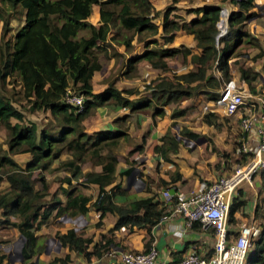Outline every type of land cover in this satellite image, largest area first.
<instances>
[{
	"label": "trees",
	"instance_id": "trees-1",
	"mask_svg": "<svg viewBox=\"0 0 264 264\" xmlns=\"http://www.w3.org/2000/svg\"><path fill=\"white\" fill-rule=\"evenodd\" d=\"M236 4V9L227 12L225 29L218 34L215 22L218 20L219 5L187 8L185 11L194 13L188 20L177 14L169 16L176 9L174 5H169L160 11V22L157 24L154 16L159 12L153 9L150 0H0V127L5 130L6 144V148H0V181L4 180L8 185L6 191L0 192V226L15 227L23 239L19 250L21 264H33L31 257L41 251L42 245L34 230L46 223L54 209L58 214L65 212L70 216L83 214L88 209V196L76 192L70 182V176L79 171V165L85 160L100 168L98 171H85L81 182L93 183L98 187L97 196L89 203L98 213L95 226L100 224L105 211L114 213L116 217L107 230L109 235L101 234L97 242H92L90 236H83L81 231L73 228L56 231L54 237L61 247L79 253L88 260L91 254L98 255V250L112 240L110 233L115 229L133 225L150 226L159 220L163 208H157L158 201L151 196L121 205L115 203V196L124 193V190L115 183L105 188L115 178L116 157L110 146L117 138L126 137V132L122 129H99L87 133L83 130L82 120L92 114L96 106L109 102L126 106L130 112L151 106L153 113L161 116L164 113L163 105L172 100L197 94L215 98L220 80L230 77L228 62L236 54L235 47L243 40L249 42L250 38L253 39L242 30L243 21L253 14L251 11L247 13L253 5L252 0ZM93 5L97 6L96 23L88 20ZM15 6L23 9V22L13 34H8V15ZM112 26H118L123 31L119 33L120 38H116L118 33L107 37ZM158 28L159 37L164 43L171 41L174 31L182 29L192 35L195 47L200 49L199 53L190 54V61L195 65L193 70L180 75L183 81L157 76L142 86L149 96L136 99H129L124 93H133L137 89H117L111 81L102 90L91 91V76L99 68L97 56L111 45L109 41L123 44L127 51L133 48V37L142 41L143 51L126 58L123 75L134 72L137 61L141 59L163 72L169 71L164 58L176 53L185 55L186 50L181 45L159 46L155 38ZM209 63L219 72L218 76L212 71L206 72ZM237 70L239 77L251 89L250 83L259 72L241 66ZM16 81L21 99H26L33 108L47 110L50 124L38 127L33 122L19 123L22 113L12 103L20 99L15 92L17 90L11 87L9 96L5 91L6 82ZM67 89L83 96L80 110H75L73 105L63 100ZM152 101L159 105L152 104ZM181 113L183 109L174 112ZM127 115L115 120L123 121ZM210 115L209 112L205 113L202 120L207 122ZM10 118L18 122L11 123ZM168 133L166 130L162 139ZM178 133L189 139L199 135L184 126L179 128ZM104 146L109 148L102 152ZM135 147L140 150L142 145ZM171 147L175 150L174 144ZM153 149L160 152L162 146L154 145ZM23 151L28 152L30 158L24 166H20L11 155ZM61 153L69 155L57 164L59 169L69 173V176L61 178L67 184V188L60 187L65 199L63 205L54 193L50 199L43 197V171ZM33 170H37V178L43 184L40 191L34 188L31 177ZM129 170H119V174H126ZM258 175L260 187L264 189V166L260 167ZM176 176L179 178L180 175L177 173ZM242 195L238 189L232 196L227 211L228 223L234 222L233 214L245 203ZM257 207L255 203L253 218L256 217ZM145 244L147 247L148 241ZM3 257L0 254V260ZM68 260V254L54 255L47 264H68ZM244 264H264V220L251 242Z\"/></svg>",
	"mask_w": 264,
	"mask_h": 264
},
{
	"label": "crops",
	"instance_id": "crops-1",
	"mask_svg": "<svg viewBox=\"0 0 264 264\" xmlns=\"http://www.w3.org/2000/svg\"><path fill=\"white\" fill-rule=\"evenodd\" d=\"M252 3L253 5L249 9L252 10L258 7L261 10L257 11L255 16L245 19L242 28H248L251 36L256 38L264 48V0H252ZM207 4L216 5L214 2H207L201 5ZM96 7L94 8L97 18L98 13ZM220 7H224L228 11L237 8L235 5L227 6V4H222ZM94 8L92 6L91 14L94 12ZM192 15L194 16V13ZM159 22L157 24H159ZM113 29L114 28L109 29L107 37L116 32ZM159 32L160 28H158V32L155 34L158 44L161 42L163 46L179 47L180 44L183 43L184 50H186V54L184 55L185 58L188 59L191 67L195 65L189 61V55L191 53H199L200 49L195 47L191 34L183 32L182 29H178L174 31L171 41L163 43V40L159 38ZM122 45L123 44H121V46ZM121 46H119L118 49H120ZM188 47L191 49L190 51L187 49ZM105 48L107 49L108 47ZM143 49L144 47L142 44L135 45L132 51L127 54V57L128 55L139 54ZM254 53L256 52H250L248 56H251ZM262 58L264 60V57ZM234 59L235 58L232 56L229 58V61ZM97 61L99 63V68L93 72L90 82L91 89L96 92L100 91V88L96 87L95 79H98L106 73L111 60H105L101 55H98ZM248 61V59L245 61L246 66L253 70L259 69L258 67L261 61H255L252 62V64H249ZM146 63L147 64L145 65L149 66L148 70L153 72V76L161 74L159 68L152 67L147 61ZM167 63L170 65L172 64L169 59L167 60ZM143 71L148 73L146 68H144ZM263 81L264 78H260L259 82L255 84L253 79L250 83L251 89H249L247 83L242 79L237 83L244 84L245 88L251 93L261 94L264 89ZM210 99L211 98H207L205 95H197L193 99L186 98L180 103L175 102L170 106L165 105L163 108L164 114L161 116H153V118L151 117L153 114L152 110L151 112L149 110L146 112L143 110L130 112L123 120L125 128L122 129L126 132L128 139L125 140V137L121 136L110 146V150L116 157L114 171L115 178L114 181L111 184L106 185L105 188H109L115 183L119 186V189L124 190V193L116 194V204L124 205L130 201L148 196H151L153 200H157L158 203L156 207L163 208V213L155 224L150 226H122L115 229L110 233L112 240L98 250V255L91 254L89 259L85 260L81 254L68 250L66 247L60 246L57 248V246L54 245L55 241L49 240L50 237H54L56 231L63 232L68 228H73L81 231L83 236H90L92 242H97L101 234H105L106 236L109 235L107 230L113 225L116 215L109 211H105L100 220V224L95 226V223L98 220V213L93 210L92 207H88L83 214L78 213L73 216H70L65 212L58 214L56 213V209H54L49 215L47 223L40 225L38 229L34 230V233L39 236V244L42 245V249L31 257L33 264H47L52 256L63 254H68V264H120L117 255L121 250L145 249V243L147 241L148 244L153 243L158 251L159 258L165 262L178 258L182 253L187 252L190 249L208 252L210 246V234L200 228L197 223L186 226L183 222V218L177 214H169L161 203L160 191L164 188L170 190H182L184 192L193 191L199 186V183H207L219 173L230 170L229 166L231 163L235 162L237 157L242 154L239 151V147L236 145L239 143L241 136V132L238 128L239 116L244 113H257L258 104L256 102L253 103L254 105L244 104L240 106L236 112L230 115L224 114L220 108L212 110L208 108L205 112H201L199 106L202 104L204 106L205 104L210 103ZM124 107L125 106L116 107L111 111V109H108L105 105L96 106L94 112L91 115L84 117L82 120L85 130L93 132L99 129H121L116 124L115 118L122 117L127 113V110ZM181 108H184L182 114H173V112H176ZM208 112L211 113V115L208 116V121L205 122L202 120V116ZM181 125L198 133L199 135L195 139L201 141L196 143L195 139H189L180 135L178 130ZM166 130L169 131L168 136H166L165 139H162L161 136ZM254 133L255 130L251 129L247 135V139L251 145L256 143ZM141 138H143V140H141ZM185 138L189 141L185 142ZM138 144L142 145L139 152L135 147ZM172 144H174L175 150L172 149ZM154 145H161V151H155L153 149ZM131 150L135 151L127 156V152ZM125 156L128 157V162L124 161ZM11 158L18 165L24 166L30 157L28 152L23 151V153H14L11 155ZM133 161H135V163H132ZM126 168L130 169L128 173L119 174V170ZM99 169L98 165H94L89 161L82 162L79 165V171L75 175L70 176V182L78 183L83 178V173L85 171H98ZM177 173L180 175L179 178L176 176ZM255 174L252 178V180L255 181V197L251 200L250 206H248L246 205V195H242L245 199V203L233 214L234 226L233 228H229V233H235L238 221H245L242 220L243 217L246 216L243 213H247L250 219L254 216V200L256 198L257 190L261 189L259 175L258 173ZM53 175L54 174L50 171H47L45 182L47 186L49 184V189L51 191H56L59 186L58 182L51 183L48 181L51 180ZM252 180L249 184H251ZM0 182L4 184V186L0 187V192L6 191L8 188L7 182L4 180H1ZM36 183L38 186H41L39 182L36 181L35 184ZM83 186L79 187V190L82 194L88 196L86 205L89 206V203H91L97 196L98 187L93 183L87 185L84 184ZM57 195H60L61 205H63L65 201L64 195L60 192H57ZM262 205V207H264V202ZM10 234L19 236L15 227H5L0 229V238H5ZM46 239L48 240L45 241ZM88 249H90V246ZM4 259L5 256L0 260V264H4Z\"/></svg>",
	"mask_w": 264,
	"mask_h": 264
},
{
	"label": "built area",
	"instance_id": "built-area-1",
	"mask_svg": "<svg viewBox=\"0 0 264 264\" xmlns=\"http://www.w3.org/2000/svg\"><path fill=\"white\" fill-rule=\"evenodd\" d=\"M235 3L244 0H232ZM226 8L220 7L215 22L219 32L226 26ZM264 83V81H263ZM252 99V101H251ZM63 100L80 110L83 102L81 94L66 90ZM258 104L257 113H244L239 116L238 128L241 132L239 151L244 154L243 161L227 174H220L207 183L189 192L164 188L160 191V200L169 214L183 218L186 226L193 223L210 234L209 251L190 249L178 258L165 262L159 258L158 251L150 243L142 250H121L117 259L120 264H244L251 242L259 232V225L251 218L238 221L235 233H229L227 211L236 188L243 182L250 183L257 170L264 166V89L261 94L249 92L244 84L232 78L221 81L217 95L204 110L220 108L224 114L236 112L244 104ZM255 130L256 143L251 145L248 132Z\"/></svg>",
	"mask_w": 264,
	"mask_h": 264
},
{
	"label": "rangeland",
	"instance_id": "rangeland-1",
	"mask_svg": "<svg viewBox=\"0 0 264 264\" xmlns=\"http://www.w3.org/2000/svg\"><path fill=\"white\" fill-rule=\"evenodd\" d=\"M150 2L152 4L153 9L157 10L159 12L157 15L154 16V22H156V23H158L160 21V11L162 9H164L166 6H169V5H174L176 7L175 10H173V11H171L169 13V16H172V14H177L180 17H182V18H184L186 20H188L191 16H193L192 15L193 13L190 12V11L187 12L185 10L187 8H192V7L199 6V5L203 4V3L214 2L216 5H219V6H221L222 4H227V6H230V5L237 6V4L235 2H233L232 0H176V1H173V0H150ZM94 7H96V6L93 5V8ZM96 10H97V7H96ZM249 10L251 12H253V14L250 15L249 17H247V18L255 16L257 14V11H259L261 9H259L258 7H256V9L254 8L252 10L248 9L247 13L249 12ZM8 18H9L8 24L10 26V28L8 30V34H13L15 32V29L18 26H20L22 24V22H23V9L20 8L19 6H15V8H13L11 10L10 15H8ZM88 20H90L92 23H96L97 22L98 16L96 18L95 8H94V12L89 16ZM244 22H245V20L243 21L242 24H244ZM111 28H114L113 30L116 31L113 34L118 33L116 38H120L119 33L120 32L123 33V31L120 30V28L118 26H112ZM242 30H245L246 32H248L250 34V36H251V33H250L248 28H246V29L242 28ZM183 32H185V31H183ZM109 42H110L111 45L108 46V48L105 49L104 52H101L99 54L105 60H111V62L108 65L106 73L105 74L103 73L104 74L103 76L99 77L98 79H95L96 87L100 88L99 90H102L108 84V82L111 81L112 85L115 88H117V89H131V88L137 89L133 93H128V94L124 93V95L127 96V98L136 99V98H138L140 96H149L148 92L142 90V86L146 82H149V81L155 79L157 76H166L168 78H172L173 80H175V79L176 80H181L180 79V75H182L183 73H186L189 70H193V66L191 67V65L188 62V59L185 58L184 55H181L180 53H176L173 56H169L167 58H164L166 64L170 68L169 71L163 72V71L160 70L161 74H156V75L153 76V72L148 70L149 66L145 65V64H147L146 61L145 60H140V61H138L136 63V66H135L136 68L134 69V72H132L131 74L129 73V75L125 76V75H123V73L125 71V61H126V58H127V54L130 51H132L133 48L131 50L127 51V50L123 49V45L121 46L120 43H115V41H109ZM131 44L134 47L135 45L136 46L137 45H141L142 41H137L136 38L133 37V39L131 41ZM158 45L159 46H163L161 42ZM180 45L184 47L183 43H181ZM119 46H121L120 49H118ZM164 47H167V46H164ZM187 49H189V47ZM136 50H135V52H136ZM190 50L191 49H189V51ZM234 51L236 52V54H233L232 56L235 59L234 60H230L228 62V71L230 73V77L229 78H232L236 82H240L241 78L239 77L237 67L238 66H241V67L246 66L245 65V61L247 59L249 60L248 61L249 64H252V62H255V61H261V63H259V67H258L259 69L256 70V71L259 72V74L254 79L255 84L259 82L260 78H264V60L262 58V57H264V48L261 46L260 42H258V40L256 38H254V37H253V39L250 38L249 42H246V41L243 40L239 45H237L235 47ZM250 52H256V53L252 54L251 56H248ZM168 59L171 60V63H172L171 65H173V66H171L170 64L167 63ZM189 61H190V55H189ZM208 66H209V68L206 71L207 73L212 71V74L214 73L217 76L219 75V72L216 70L214 65L209 63ZM246 67H248V66H246ZM144 68H146L148 73H145V71H143ZM92 80H93V77H92ZM181 81H183V80H181ZM221 81H223V80H220V82H219V84H218V86L216 88L217 91H218V88H219V85H220ZM90 82H91V80H90ZM193 83L194 82H192L190 84H193ZM11 87H13V90H17L15 92L18 93V96L20 98L17 101L12 102L13 105L16 108H18L21 111V113H22L23 117L19 121L20 124H29L30 122H33L38 127L42 126L43 124H50L49 123V121H51L50 120V115H49V112L47 110H45L43 108H41V109L33 108V107H31V104L26 99H21V95L18 92L19 84L17 83V81L13 82V83H7L6 82L5 91H6L7 95L10 94V92H11L10 88ZM91 91L92 92H96V91H93V89H91ZM197 95H203L204 96L205 94H197ZM197 95H195L193 97H186V98L187 99H193ZM18 96H16V97H18ZM186 98H181V99H178V100H172V101L166 103L165 105H169L170 106V105H172V103H175V102L180 103L182 100H184ZM151 103L155 104V105H159L158 103H155L154 101H152ZM104 105L108 109H111V111H113L116 107H122V106H118V105L112 104L111 102H109L107 104H104ZM165 105H163V108H164ZM199 107L201 108L200 109L201 112H205L206 111V110H203V104L200 105ZM124 108H126V110H127L126 114L130 113L128 107L125 106ZM181 109H184V108H181ZM141 110H143L145 112L147 110H149L151 112L152 107L149 106V107L141 108V109H138V110H135V111H141ZM163 111H164V109H163ZM153 114L151 116L152 118H153V116H158L156 114H154V115ZM173 114H174V112H173ZM87 116H89V115H87ZM115 119H118V118H115ZM115 121H116V124L118 125L119 128H121V129L125 128V123L122 120H115ZM10 122L13 123V122H18V121H15L13 118H10ZM82 125H83V123H82ZM182 126L183 125H181L180 128ZM83 130L85 132H87V133H90V132L85 130V126H83ZM4 133H5L4 128L0 127V148H6V144L4 142ZM126 139H128L127 135L125 137V140ZM236 145L239 146V143L236 144ZM107 148H109V147H105L104 146V147L101 148V151L104 152ZM133 151H135V150H131V151L127 152L126 155L128 156ZM137 151L139 152V150H137ZM17 153H23V152H17ZM67 156H69V155L66 154V153H61L58 158L52 159L49 162V164L47 165L46 169L43 171V176H44L43 183H44V187H45L44 188L45 193H44L43 197L45 199H50V197L54 193L61 200L60 195L58 196L57 192L61 193L60 187L67 188L66 182L63 181L61 178L63 176H65V175L67 176V174L69 176V173L59 169L57 167V164H58L59 160H61L63 158H66ZM242 156H243L242 154L239 155L237 157V160L235 162L231 163V165L229 166L230 170H228L226 172H223V173H219L218 175L227 174L230 171H232V169L237 164H239L240 162L243 161V157ZM29 157H30V154H29ZM263 158H264V156H263ZM85 161H89V160H85ZM85 161H83V162H85ZM124 161L128 162V157L125 156L124 157ZM89 162L92 163L91 161H89ZM132 163H135V161H133ZM259 169L257 170L256 173H258ZM47 171H50L52 174H54L52 176L51 180H48V181L51 182V183L52 182H58V184H59V186L57 187L56 191H51L49 189V184L47 186V184L45 182L46 172ZM31 177L33 178L34 188L36 190L40 191V189H42V187H43L42 186L43 184L37 178V170H33L31 172ZM82 180H83V178L78 183L77 182H71V184L74 187V189H76V192L81 193L80 190H79V187H82L84 184H86V185L89 184V183H84V184L81 183ZM36 181L39 182L41 186H38L37 183L35 184ZM63 182H65V183H63ZM254 182H255L254 180H252L251 184L243 182L235 190V193L238 191V188H239V190L243 191V194L246 195L245 196L246 205H248V206H250L251 200L254 199V197H255L254 192L256 191V189H255V186H254ZM2 186H4V184L0 182V187H2ZM83 187H85V186H83ZM262 190L261 189L257 190V194H256V198L254 200L255 201L254 203H257L259 207H257V213H255L256 214V218H252L254 220V222L256 224H259V225L264 220V207H262L263 206L262 203L264 202V200L262 199V197L264 196V189H262ZM88 207H90V205ZM243 214L246 215V216H244L242 220L248 221L250 219V217H248L249 215L247 213H243ZM251 216H253V215H251ZM10 219L11 220H16V218H14V217H10ZM47 220H49V218ZM46 223H47V221H46ZM230 224L228 225L229 228H233L234 222H231ZM5 227H12V226H0V229L1 228H5ZM54 241H55L54 245H56V239L55 238H54ZM22 242H23V239L20 236H18V235L14 236L13 234H10V235L6 236L5 238L4 237L0 238V244H1L0 245V252H1L0 254H3L5 256L4 264H21L20 263V257H19V250H20V247L22 245Z\"/></svg>",
	"mask_w": 264,
	"mask_h": 264
},
{
	"label": "water",
	"instance_id": "water-1",
	"mask_svg": "<svg viewBox=\"0 0 264 264\" xmlns=\"http://www.w3.org/2000/svg\"><path fill=\"white\" fill-rule=\"evenodd\" d=\"M218 34H220V33H218ZM217 34V35H218ZM217 37V36H216ZM201 139V138H200ZM189 140H187L186 138H185V142H188ZM201 140H199V139H195V142L196 143H199ZM171 192L173 191V190H170ZM49 239V238H48ZM48 239H46L45 241H47ZM49 240H54V238L53 237H50V239ZM56 246H57V248H59L60 247V244L57 242V240H56ZM19 257H20V254H19Z\"/></svg>",
	"mask_w": 264,
	"mask_h": 264
}]
</instances>
